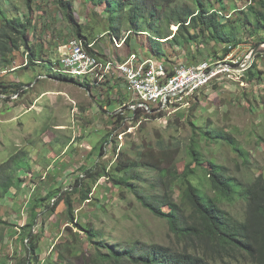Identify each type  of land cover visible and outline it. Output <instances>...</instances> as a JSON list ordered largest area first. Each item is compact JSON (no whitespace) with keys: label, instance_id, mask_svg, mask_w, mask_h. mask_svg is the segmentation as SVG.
Segmentation results:
<instances>
[{"label":"rangeland","instance_id":"374dc122","mask_svg":"<svg viewBox=\"0 0 264 264\" xmlns=\"http://www.w3.org/2000/svg\"><path fill=\"white\" fill-rule=\"evenodd\" d=\"M63 2L71 4L68 10L59 0H0L8 17L31 20L28 46L34 47L40 56L37 59L45 60L25 68L28 57L23 46L9 54L12 63L0 72V168L14 160L11 173L17 181L0 200V264L26 260L24 238L25 243L38 244L36 264H66L59 254L71 264H103L98 252L105 253L114 244H156L201 254L205 251L202 243L179 240L165 219L142 207L134 192L116 181V166L125 158L134 159L138 152H144V161L155 165L169 154L181 174L190 162L191 138L209 128L231 136L245 156L224 141L202 139L205 158L215 159L228 168L229 175L245 182L264 176V45L247 62L246 70L210 84L189 106L136 114L122 107L131 95L122 87V80L113 76L105 75L101 86L93 87L90 77L75 78L77 84L68 76L61 80L47 75L62 47L79 38L75 28L95 43L94 51L100 56L124 59L136 52L166 62L170 71L182 63L226 59V46L213 41L199 47L166 42L162 45L165 57L159 59L146 32L123 30L120 39L128 35L130 41L118 49L107 32L108 25L104 26L109 16L105 5L87 0ZM179 4L190 5L191 0ZM211 5L240 30L242 43L229 56L242 64L264 43V27L251 36L245 30L251 31L252 25L244 29L240 20L255 22L252 12H264V0H211ZM170 30L175 33L177 26ZM191 167L196 170L195 164ZM196 171L188 179L201 180V171ZM140 173L136 186L150 191L160 170L149 166ZM85 193L89 200H84ZM67 198L72 202L74 221ZM169 209L163 208L165 212ZM32 222L31 233L23 235V227ZM87 228L100 236L91 239ZM208 256L213 264H253L243 259L223 260L212 253Z\"/></svg>","mask_w":264,"mask_h":264},{"label":"trees","instance_id":"16d2710c","mask_svg":"<svg viewBox=\"0 0 264 264\" xmlns=\"http://www.w3.org/2000/svg\"><path fill=\"white\" fill-rule=\"evenodd\" d=\"M59 1L65 9H69L71 5L69 2ZM87 1L98 6L105 5V11L109 16L104 26L108 25L107 32L113 36L112 38L120 39L123 30L133 33L146 32L152 52L159 59L165 57L162 45L166 42L185 47L194 43L199 47L203 43L213 41L226 46L224 56L230 55L232 50L242 43L238 27L228 19L225 21L221 12L212 7L211 0H191L190 5L179 4L180 0ZM252 13L255 15V22L248 18L240 20L244 29L252 25L251 31L245 30V34L251 36L264 27V12ZM68 20L72 26H77L72 16H68ZM172 25L177 26L175 33L170 30ZM31 26L29 18L26 22L19 18H10L0 8V72L4 66L12 63L9 54L21 50L23 46L27 50L28 57L25 68L45 62L37 59L40 56L37 55L34 47L28 46L27 35ZM74 32L80 39L89 42L78 28H75ZM129 38L130 36L126 38V44L129 43ZM89 51L97 54L93 49ZM54 64L51 62V65ZM50 71L51 74H47L50 77L67 79V75H56L52 72V68ZM70 80L79 84L74 77ZM119 118L121 119L120 116ZM197 135L191 138L188 148L190 162L185 166L183 173H177L169 154H166L163 160H158L156 162L158 165H155L151 161H144V152H138L134 159L125 158L118 162L116 171L119 178L116 181L132 190L142 207L155 216L165 219L171 232L179 240L188 244L202 243L205 251L198 254L188 250L176 251L156 244L141 247L135 244H114L107 246V252H98L97 257L103 264H213L208 256L209 253L223 260L238 262L243 259L253 264H264V176L260 175L250 182H245L229 175L228 168L224 165L216 162L215 159L205 158L201 140L204 139L209 143L224 141L244 157L235 140L228 134L209 128L201 129ZM12 161L0 168V200L5 198L17 183L16 177L11 173ZM194 164V168L200 170L202 174L198 182L188 179L190 174L197 173L191 167ZM149 166L158 168L160 174L155 182L150 183V191H147L136 186L135 181L141 180L140 171ZM8 171L10 173H7ZM88 193L84 194V200L90 199ZM59 203L57 202L56 205ZM65 203L70 219L74 221L70 198H67ZM164 207L170 209L165 212ZM33 226L34 222L30 227L24 226L23 235L31 233L29 231ZM85 232L91 239L100 236L93 229L87 228ZM24 241L29 256L18 264H36L39 260L36 254L38 244L34 241L26 243ZM59 259L71 264L60 254Z\"/></svg>","mask_w":264,"mask_h":264},{"label":"built area","instance_id":"2783aa9c","mask_svg":"<svg viewBox=\"0 0 264 264\" xmlns=\"http://www.w3.org/2000/svg\"><path fill=\"white\" fill-rule=\"evenodd\" d=\"M127 36L119 42L112 39L116 48L121 49L126 44ZM94 46V42L80 38L69 41L62 47L57 63L52 65V72L86 80L90 77L91 84L98 87L105 75L121 79L131 95L130 102L122 107L134 112L149 113L156 108L176 110L189 106L204 88L223 78H231L233 74H240L250 65L247 61L241 64L228 55L223 60L182 63L170 71L162 60L142 57L136 52L123 60L110 55L100 56L89 51L94 50Z\"/></svg>","mask_w":264,"mask_h":264},{"label":"crops","instance_id":"0c3cea01","mask_svg":"<svg viewBox=\"0 0 264 264\" xmlns=\"http://www.w3.org/2000/svg\"><path fill=\"white\" fill-rule=\"evenodd\" d=\"M122 39H123V38H122ZM97 55H98V54H97ZM106 56L109 57V55H106ZM126 56H127V55H126ZM126 56H124V57H126ZM111 57H113V58H118V57H119V59L123 58V56H120V55H118V56H111ZM124 59H125V58H124ZM121 60H123V59H121ZM40 75H41V74H40ZM117 80H121V79H117ZM121 82H122V84H121L122 87H123L125 90H127L124 81L122 80ZM122 104H126V103H122ZM122 104H121V105H122Z\"/></svg>","mask_w":264,"mask_h":264},{"label":"water","instance_id":"95a60500","mask_svg":"<svg viewBox=\"0 0 264 264\" xmlns=\"http://www.w3.org/2000/svg\"><path fill=\"white\" fill-rule=\"evenodd\" d=\"M262 45H264V43H261V44L258 45L257 49H256L254 52H252V54H251L250 58L247 60V62H248L253 56H255L256 51H258ZM249 63H250V62H249Z\"/></svg>","mask_w":264,"mask_h":264}]
</instances>
